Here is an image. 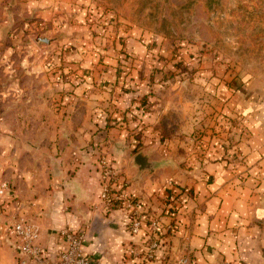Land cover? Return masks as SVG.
Returning <instances> with one entry per match:
<instances>
[{"label": "rangeland", "instance_id": "rangeland-1", "mask_svg": "<svg viewBox=\"0 0 264 264\" xmlns=\"http://www.w3.org/2000/svg\"><path fill=\"white\" fill-rule=\"evenodd\" d=\"M0 122H94L100 171L128 161L132 179L142 153L158 164L144 179L167 173L194 200L209 164L246 180L248 122H264V0H0ZM177 201L151 214V256L146 235L130 241L134 264H197L187 235L172 255Z\"/></svg>", "mask_w": 264, "mask_h": 264}, {"label": "crops", "instance_id": "crops-1", "mask_svg": "<svg viewBox=\"0 0 264 264\" xmlns=\"http://www.w3.org/2000/svg\"><path fill=\"white\" fill-rule=\"evenodd\" d=\"M248 123L254 136L247 159H257L246 168L249 176L246 172V180H241L240 167L209 164L207 181L212 179L195 184V200L188 198V187L167 173L135 182L127 173L128 161L115 168L113 191L142 202L144 222L132 235L125 202L104 209L100 204L103 177L90 146L99 134L94 122H0V186L5 183L8 191L0 197V210L14 213L19 206V214L40 227L38 243L49 254L60 247L62 229L88 232L98 212L105 225L84 240L85 254L96 264H134L136 258L128 256L130 241H143L151 214L166 211L172 194L182 212L176 216L180 226L171 240L172 255L187 235L197 264H264V122ZM197 204L190 225L187 213ZM6 230V219L0 216V264H17Z\"/></svg>", "mask_w": 264, "mask_h": 264}, {"label": "built area", "instance_id": "built-area-1", "mask_svg": "<svg viewBox=\"0 0 264 264\" xmlns=\"http://www.w3.org/2000/svg\"><path fill=\"white\" fill-rule=\"evenodd\" d=\"M102 166L101 192L99 195L102 209L111 208L116 202H125L129 210V231L136 235L144 222L141 211L142 202L132 196H122L113 191L112 182L118 176L116 169L109 166L106 159L100 160ZM7 186L2 183L0 186V197L4 196ZM100 204L94 205V209L99 208ZM20 207L17 206L14 213L5 214L0 210V216L6 219V236L11 240L15 252L17 264H96L95 260L87 256L83 250V243L86 236V229L64 228L60 231V247L47 253L39 245L40 227L32 220L19 214ZM150 229L157 230V220H149ZM149 228V226H148ZM156 233L146 235V254L149 256L157 249L158 243Z\"/></svg>", "mask_w": 264, "mask_h": 264}, {"label": "water", "instance_id": "water-1", "mask_svg": "<svg viewBox=\"0 0 264 264\" xmlns=\"http://www.w3.org/2000/svg\"><path fill=\"white\" fill-rule=\"evenodd\" d=\"M43 41L46 43H49L50 40L47 38H43ZM134 165L137 168V173L134 177H132V179L135 182H139L140 180L143 179V176H145V174H147L146 172L150 173L153 172L158 164L155 161H150L149 158L142 154V153H138L134 156ZM105 224H102V218L101 215L97 212L94 215V218L88 228V232H86V236L85 239H88L89 236H91V234L93 232H99V228H101L102 226H104Z\"/></svg>", "mask_w": 264, "mask_h": 264}]
</instances>
